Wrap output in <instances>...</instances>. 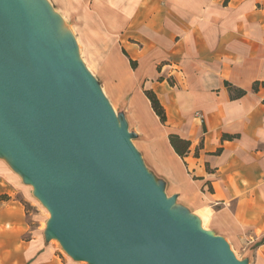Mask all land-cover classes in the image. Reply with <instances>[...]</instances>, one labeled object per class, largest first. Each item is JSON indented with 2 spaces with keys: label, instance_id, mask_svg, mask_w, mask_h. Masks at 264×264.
<instances>
[{
  "label": "water",
  "instance_id": "95a60500",
  "mask_svg": "<svg viewBox=\"0 0 264 264\" xmlns=\"http://www.w3.org/2000/svg\"><path fill=\"white\" fill-rule=\"evenodd\" d=\"M64 30V31H62ZM46 0H0V156L89 264H247L174 208Z\"/></svg>",
  "mask_w": 264,
  "mask_h": 264
},
{
  "label": "crops",
  "instance_id": "0c3cea01",
  "mask_svg": "<svg viewBox=\"0 0 264 264\" xmlns=\"http://www.w3.org/2000/svg\"><path fill=\"white\" fill-rule=\"evenodd\" d=\"M70 1L101 42L112 41L132 74L124 87L163 127L187 183L173 192L208 230L246 245L250 264H264V0ZM230 87L245 93L232 97ZM144 90L156 94L164 123ZM169 133L190 141L184 159ZM45 242L20 202L0 201V264L42 262Z\"/></svg>",
  "mask_w": 264,
  "mask_h": 264
},
{
  "label": "rangeland",
  "instance_id": "374dc122",
  "mask_svg": "<svg viewBox=\"0 0 264 264\" xmlns=\"http://www.w3.org/2000/svg\"><path fill=\"white\" fill-rule=\"evenodd\" d=\"M46 1L60 17L67 32L75 39L78 59L100 85L115 115L125 120L127 130L131 134L130 141L140 154L148 172L158 184L163 186L167 197L176 196L174 208L182 207L190 212L181 199V195L173 192L178 188L186 189L187 183L180 181L176 176L177 159L165 141L164 129L153 120L151 113L144 110L142 101L133 97L132 90L127 91L124 87V83L132 80V74L129 70L126 71L125 62L113 55L112 41L101 42L99 35L89 29L83 20L84 23L80 21L81 13L70 0ZM85 2L88 3L89 0ZM103 32L107 34L104 30ZM0 171L3 178V181H0V195H7L8 200L20 202L31 229L42 234L50 217L49 211L33 194L32 186L24 183L21 176L1 156ZM190 213L198 217L202 229L208 230L209 223L204 214L201 213L200 216ZM45 243L49 254L42 262L35 259L30 264H89L86 261L72 259L55 238ZM227 243L238 260L246 259L247 264L252 263L254 255L246 245L242 242L238 245L228 241Z\"/></svg>",
  "mask_w": 264,
  "mask_h": 264
},
{
  "label": "trees",
  "instance_id": "16d2710c",
  "mask_svg": "<svg viewBox=\"0 0 264 264\" xmlns=\"http://www.w3.org/2000/svg\"><path fill=\"white\" fill-rule=\"evenodd\" d=\"M123 53L126 55V52L123 50ZM130 60V59H129ZM131 65L134 66V61L130 60ZM256 88V86H254ZM232 97H239L245 93L242 89H235L230 87ZM144 94L150 102L151 109L155 113V115L159 118L161 123L166 121V114L163 106L161 105L159 99L157 98L156 94L151 90H144ZM231 135L225 134L223 138H231ZM168 141L171 147L173 148L174 152L182 159L187 155L189 151L190 141L182 138L176 133H169L168 134ZM9 197L7 195H0V200L6 201Z\"/></svg>",
  "mask_w": 264,
  "mask_h": 264
},
{
  "label": "bare ground",
  "instance_id": "6f19581e",
  "mask_svg": "<svg viewBox=\"0 0 264 264\" xmlns=\"http://www.w3.org/2000/svg\"><path fill=\"white\" fill-rule=\"evenodd\" d=\"M79 58V57H78ZM201 226V225H200Z\"/></svg>",
  "mask_w": 264,
  "mask_h": 264
}]
</instances>
